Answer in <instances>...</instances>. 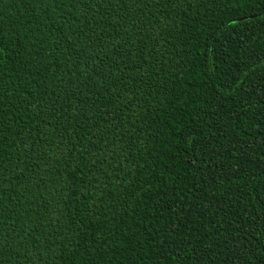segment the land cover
<instances>
[{
	"label": "trees",
	"instance_id": "trees-1",
	"mask_svg": "<svg viewBox=\"0 0 264 264\" xmlns=\"http://www.w3.org/2000/svg\"><path fill=\"white\" fill-rule=\"evenodd\" d=\"M0 264H264V0H0Z\"/></svg>",
	"mask_w": 264,
	"mask_h": 264
}]
</instances>
